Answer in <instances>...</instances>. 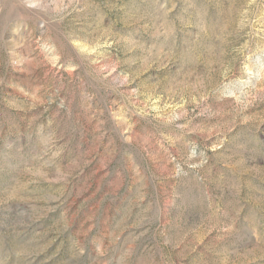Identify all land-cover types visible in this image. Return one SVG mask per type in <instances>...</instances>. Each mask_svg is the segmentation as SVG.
Masks as SVG:
<instances>
[{
    "label": "rangeland",
    "instance_id": "374dc122",
    "mask_svg": "<svg viewBox=\"0 0 264 264\" xmlns=\"http://www.w3.org/2000/svg\"><path fill=\"white\" fill-rule=\"evenodd\" d=\"M0 264H264V0H0Z\"/></svg>",
    "mask_w": 264,
    "mask_h": 264
}]
</instances>
